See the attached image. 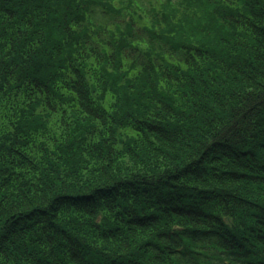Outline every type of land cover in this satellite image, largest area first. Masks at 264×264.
I'll use <instances>...</instances> for the list:
<instances>
[{"label": "trees", "instance_id": "trees-1", "mask_svg": "<svg viewBox=\"0 0 264 264\" xmlns=\"http://www.w3.org/2000/svg\"><path fill=\"white\" fill-rule=\"evenodd\" d=\"M0 264H264V0H0Z\"/></svg>", "mask_w": 264, "mask_h": 264}]
</instances>
